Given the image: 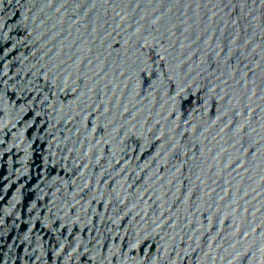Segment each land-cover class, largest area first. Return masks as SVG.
<instances>
[{
    "label": "water",
    "instance_id": "water-1",
    "mask_svg": "<svg viewBox=\"0 0 264 264\" xmlns=\"http://www.w3.org/2000/svg\"><path fill=\"white\" fill-rule=\"evenodd\" d=\"M0 264H264V0H0Z\"/></svg>",
    "mask_w": 264,
    "mask_h": 264
}]
</instances>
